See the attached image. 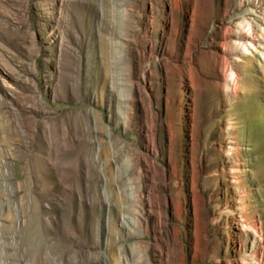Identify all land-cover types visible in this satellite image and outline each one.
<instances>
[{
	"label": "rangeland",
	"instance_id": "obj_1",
	"mask_svg": "<svg viewBox=\"0 0 264 264\" xmlns=\"http://www.w3.org/2000/svg\"><path fill=\"white\" fill-rule=\"evenodd\" d=\"M0 264H264V0H0Z\"/></svg>",
	"mask_w": 264,
	"mask_h": 264
},
{
	"label": "bare ground",
	"instance_id": "obj_2",
	"mask_svg": "<svg viewBox=\"0 0 264 264\" xmlns=\"http://www.w3.org/2000/svg\"><path fill=\"white\" fill-rule=\"evenodd\" d=\"M66 0H57V2H60V3H64ZM17 182V181H16ZM14 183V182H13ZM29 201H32V199L31 198H29ZM16 207H17V203H16ZM16 226V225H15ZM20 226H22L21 225V223H20V221L17 223V227L19 228ZM16 227V228H17ZM22 235V234H21ZM67 254V253H66ZM64 255L63 257H62V262H67L68 261V258H70V257H68L69 255ZM87 254V253H86ZM77 256V255H76ZM78 259V258H77ZM84 260V259H83ZM89 261V260H88ZM82 262V261H81Z\"/></svg>",
	"mask_w": 264,
	"mask_h": 264
}]
</instances>
